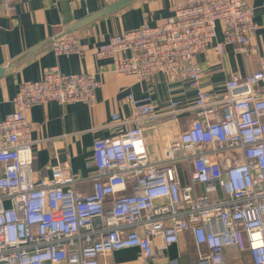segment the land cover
Listing matches in <instances>:
<instances>
[{"label": "built area", "instance_id": "1", "mask_svg": "<svg viewBox=\"0 0 264 264\" xmlns=\"http://www.w3.org/2000/svg\"><path fill=\"white\" fill-rule=\"evenodd\" d=\"M13 1L0 0L6 15ZM253 17L245 0H184L162 25L142 24L96 49L95 58L111 61L117 76L147 82L160 74L196 90L191 105L170 100L162 108L129 95V117H111L124 130L92 144L89 193L78 190L83 181L68 165L34 179L25 113L51 102L91 109L99 81L52 67L40 80L23 82L14 111L0 122V264H99L128 249L155 264V251L186 233L196 247L190 264H227V250L238 253L239 264L245 256L264 264V55L258 71L226 80L221 96L197 87L205 72L192 62L214 44L217 28L218 57L226 46L245 55L257 30ZM49 47L56 57L83 55L70 32L52 37ZM182 115L189 116L184 129L154 159L141 124Z\"/></svg>", "mask_w": 264, "mask_h": 264}, {"label": "crops", "instance_id": "2", "mask_svg": "<svg viewBox=\"0 0 264 264\" xmlns=\"http://www.w3.org/2000/svg\"><path fill=\"white\" fill-rule=\"evenodd\" d=\"M119 0H14L8 15L0 6V122L14 111L13 99L23 82L40 80L45 71L56 67L63 75L94 74L100 83L95 92V104L88 109L83 104L62 106L55 102L35 105L26 113L30 127L33 151L34 179L49 178L55 166L68 165L72 174L81 179L80 192L91 191L89 170L85 163L91 155L92 144L97 139L111 137L125 127L113 126L111 117L121 119L130 115L127 97L150 98L158 107L170 100L191 105L195 90L186 82L172 81L164 75H154L144 82L132 76H117L111 61L97 60L96 49L116 35L137 29L142 24L160 26L172 17L176 5L184 0H135L128 6L97 18L72 33L83 55L56 57L49 47V40L61 33H68L75 24L103 11ZM264 0H245L254 9L253 21L257 27L249 41L245 55H237L233 47L226 46L222 56L214 51L215 42H221L217 28L214 44L193 57L201 65L204 75L198 88L212 95L224 94L223 83L232 76L245 78L259 70V58L264 55ZM128 56L119 55L118 58ZM188 115L177 122L160 117L154 122L141 124L147 151L156 160L164 157L168 141L178 138L185 127ZM160 246V241L155 240ZM227 264H239L238 253L225 251ZM196 259L192 235L186 233L179 242L158 252L155 264H190ZM246 264L249 258L243 257ZM99 264H144L137 249L121 250L99 260Z\"/></svg>", "mask_w": 264, "mask_h": 264}, {"label": "water", "instance_id": "3", "mask_svg": "<svg viewBox=\"0 0 264 264\" xmlns=\"http://www.w3.org/2000/svg\"><path fill=\"white\" fill-rule=\"evenodd\" d=\"M135 0H119L117 1L116 3L112 4L111 6L107 7L106 9H104L103 11L75 24L74 26H72L70 28V30L68 32H71L79 27H82L88 23H90L91 21L97 19V18H100L102 16H105V15H109L111 13H114L126 6H128L129 4L133 3Z\"/></svg>", "mask_w": 264, "mask_h": 264}]
</instances>
